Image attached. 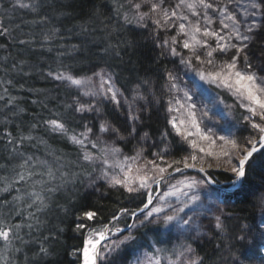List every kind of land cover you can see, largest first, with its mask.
I'll use <instances>...</instances> for the list:
<instances>
[{"label": "trees", "instance_id": "obj_1", "mask_svg": "<svg viewBox=\"0 0 264 264\" xmlns=\"http://www.w3.org/2000/svg\"><path fill=\"white\" fill-rule=\"evenodd\" d=\"M34 2L37 4L36 11L14 8L13 0H0V23L11 32L8 36L0 37V97H3L0 99V188L7 187V191H0V216L10 218L14 224L24 225L20 235L26 245L23 246L25 243L20 241L13 242V252L16 254L9 253V259L12 260H9V264H81V251L87 233L102 229L105 225L112 229H127V225L133 223L131 212L142 208V201L146 198L137 194H133V198L123 189L104 185L92 193L83 194L75 189L72 193L66 191L48 200L47 208L36 212L39 218L37 222L27 218L28 213L35 208H29L28 198L23 192H17V189L22 190L25 182L12 183L17 172L24 171L26 177L30 174L19 165L27 157L33 158L26 166L31 168L33 160L37 158L76 161L78 156H82L69 137L74 131L79 133L84 121L89 118L96 126L95 131L99 126L96 125L94 115L83 114L85 119L82 121L79 119L80 114L72 113L66 106L83 98L95 100L100 110L96 113L100 122L108 121L112 127L119 129V136L114 142L115 147L121 150L120 159L134 156L137 151H142L146 160L157 159L153 156L157 146L163 148L168 145V152L164 154L165 161L173 163L180 160L183 163L184 157L191 152L167 124L169 95L165 84L168 71H173L183 90L184 86L180 82L187 69L180 64L179 57L161 55L151 21L148 22L149 27L145 28L124 22L125 11L120 8L124 0ZM175 2L170 0L172 4ZM176 31L173 29L167 35L175 36ZM165 38L166 34L160 33L159 39ZM20 40L29 43L22 45ZM250 47L255 63L261 57L260 49L264 48V30H258ZM179 50L186 52L182 47ZM93 69H104L112 75L115 87L122 93L118 96L120 107L111 99H104L103 94L94 98L84 96L80 91L63 86L48 76L49 71L53 74L63 71L78 78L90 77ZM190 74H193L197 83H201L194 72ZM138 85L140 87L137 90ZM88 87L98 88V79ZM217 91L212 88L201 97V103L211 108V98L215 97ZM196 94L199 95L198 92ZM134 96L137 98L134 99ZM139 96H143V99ZM224 99L228 105H232L229 117L210 114V118L220 121V125L226 129L231 125L230 131L234 133L231 138L241 141L243 149L250 133L254 139H258V134L245 125L242 116L247 113L234 103L233 98L225 95ZM9 100L12 103H8ZM129 105L142 117L136 122L134 136L130 134L132 125L127 122ZM218 108L222 114L226 111L224 105H218ZM47 119H62L68 129L67 135L50 131L44 123ZM220 125L216 128L218 133H221ZM165 130L169 133L167 139L162 136ZM145 133L148 134L147 138ZM225 133L228 134V131ZM6 134H11L17 142L21 135L33 137L23 141L20 147L23 156L13 153L11 146L5 147ZM251 145L249 143L247 147ZM254 157L255 166L249 170L245 190L238 188L230 193L220 192V189L229 188L235 180L233 173L227 171H207L206 175L215 187L194 172L175 174V179H197L201 184V201L211 209L197 216L196 225L190 231H180L185 244L191 246L193 256L201 258L203 264H233V260L237 264H264V246L261 244V234L264 233L261 224L264 192L255 197L246 195L249 186L264 187V148ZM18 195L23 196V200L15 201L14 197ZM5 200L9 202L7 206L4 205ZM121 209H127L128 212L113 221L112 217L120 216ZM86 211H97L98 216L94 221H87L83 219ZM216 215H220L224 224L223 232L215 228ZM29 223H33V229L27 227ZM78 223L89 227L78 230ZM162 228L163 225H148L133 229L136 239L128 241L108 261L126 264L136 252L146 250L148 244L159 246ZM122 235L128 236L129 232L124 231ZM41 245L48 249L49 254L37 257L36 252ZM16 248L21 251L17 252ZM99 264L107 262L100 261Z\"/></svg>", "mask_w": 264, "mask_h": 264}, {"label": "snow or ice", "instance_id": "obj_2", "mask_svg": "<svg viewBox=\"0 0 264 264\" xmlns=\"http://www.w3.org/2000/svg\"><path fill=\"white\" fill-rule=\"evenodd\" d=\"M12 6L31 11L37 10V4L34 0L28 3L24 0H13ZM120 8L125 11L124 22L126 24L135 23L137 26L145 28L149 27L148 22L151 21L157 37V47L161 49V55L179 57L180 64L188 71L194 72L201 82L194 81L193 89L182 90L177 83V74L168 71L165 84V90L169 95L166 109L169 114L167 124L193 152L184 157L183 169L174 167V164L181 163L180 160L169 164L165 163L164 154L168 152V145L163 148L157 146V151L153 153L157 159L144 160L142 151H137L134 156L120 159L121 150L106 142L115 140L119 136V129L112 127L108 121L101 120L98 133L95 131V124L89 123H83V129L79 133L73 132L69 139L79 148L82 155V159L78 156L76 166L86 169L88 166H94L99 160L103 165L100 170L102 178L107 181L109 187L117 190L123 189L133 198H135L133 194L142 195L146 198L145 201H142V208L131 212L133 223L127 225L129 235L119 240L118 243L114 241V247L106 249L107 254H105L104 248L98 247L100 241L107 239V234L115 235L117 232H122V229L117 228L113 232L111 228L105 225L103 230H94L92 234L86 237L82 249L83 264H99L100 261L115 264L113 261H108V255L119 249L121 245L136 239L132 229L162 224L168 231H171L170 226H175L187 232L196 225L197 216L210 212L211 209L201 201L200 195L195 191L198 185L197 180H181L177 184L171 183V180L176 178L175 173L183 174L184 169L195 167V162L198 159L196 152L204 153L205 156L217 157L212 149L220 148V154L228 156L231 161V153L226 148L228 144H231L233 148L237 149V155L240 157L239 162L234 163L231 169L235 175L233 186H239L241 190H245V185L248 184L249 170L255 166L253 154L259 150L257 144L260 148H264V123H261L264 122V48L260 49L261 57L253 63L254 57L250 47L258 30H264V0H176L174 4L170 3V0H124ZM173 29L177 30L176 35H167ZM160 33H165L167 38L160 40ZM10 34V29L0 23V37ZM45 39L47 40L48 37L46 36ZM213 41L214 43H212ZM19 43L23 45L29 42L20 40ZM180 47L186 52L182 53L179 50ZM13 68L15 69V65ZM92 72V76L83 78L63 71H57L55 74L49 71L48 76L63 86L80 91L84 96L94 98L103 94L104 99H111L120 107L118 96L122 93H119L115 87L112 75L104 69L99 71L93 69ZM97 79L99 87L89 88L88 86ZM145 83L148 82L145 81ZM204 85L209 87L205 88ZM139 87L138 85L137 90ZM212 88L219 91L216 92L215 97L211 98L213 103L209 108L201 103V97H204ZM181 92L182 96L179 98L178 95L174 94ZM197 92L199 95L196 94ZM225 95L232 97L234 103L247 113V115L242 116L243 122L258 134V139H254L250 133L249 139L244 142L243 149H241L237 139L231 138L234 135L230 131L231 125L226 129L220 125V121L210 118V114L223 115L218 105H224L228 109L232 108V105L226 103ZM133 98L136 99L137 97L134 96ZM139 98L143 99V96H139ZM8 103H12V100H9ZM66 107L72 113L81 114L79 119L82 121L85 119L84 113H99L100 111L95 104L79 99ZM174 112L179 113V116L171 115ZM141 119L142 117L129 105L127 122L132 125L130 134L133 136L136 133V122ZM44 123L50 131L67 135L68 129L62 119H47ZM218 125H220L221 132L228 131V134H218L216 131ZM32 127L34 128L36 125H32ZM106 133L112 135H105ZM144 136L147 138L148 134L145 133ZM162 136L167 139L169 137L168 131L165 130ZM6 138L7 145L5 147L11 146V151L21 156L23 153L20 152V147L23 141L33 139L31 135H21L17 142L14 141L11 134H6ZM120 138L123 139V137ZM163 142L162 139L161 143ZM249 143L252 144L251 148L247 147ZM92 149H96L101 155H93ZM32 159V157L24 158L23 163L19 165L21 169L29 171L30 175L34 173H32L31 168L26 166ZM189 159H191L192 164L188 163ZM38 163L43 164L44 162ZM170 169L171 171H169ZM93 170L95 169L93 168ZM200 171L203 172V169L201 168ZM48 176L52 179L55 178V174L50 168ZM27 179L24 171H20L16 173L12 183L26 182ZM37 183L45 184L48 182L41 180ZM163 184H168L170 190L163 192L160 196H154L153 193L160 190ZM262 184H264V178H262ZM44 190L41 189V191ZM46 190L54 192L57 188L48 187ZM0 191H7V187L0 188ZM19 191L20 189H17V192ZM261 192H264V187L252 188L249 186L246 195L255 197ZM28 195L31 198L28 207H34L35 210L29 212L27 218L38 222L39 218L36 216V212H42L47 208V198L42 196L41 192L35 191ZM172 196H176L174 202L168 199ZM180 196L185 198L181 200ZM23 198V196L18 195L14 197V200L20 201ZM154 201L158 203H154ZM8 203L7 200L4 201L5 206ZM127 212V209H121L120 216L114 215L112 220H119ZM182 213L183 215H181ZM16 214L20 215L19 212ZM97 216V211L83 213V219L87 221H94ZM78 219L81 218L78 217ZM136 221L139 223L137 224ZM23 227L22 224L12 223L8 217L0 216V241L5 247L13 245L14 241L25 243L23 236L20 235ZM27 227L33 229L34 225L29 223ZM76 227L78 230H82L89 225L78 223ZM215 228L217 231H224V224L220 215L215 216ZM93 236L98 237V239H94ZM240 238L243 239V237ZM261 244L264 246V233L261 234ZM16 251L19 252L20 248H16ZM192 251L191 246L188 245L179 252L176 260L180 261V264H203V260L199 257L191 255L185 257V253L190 254ZM156 252H161V249H156ZM48 254V249L43 245L36 252L37 257H44ZM136 264H141V261L137 259ZM146 264H162V262L153 253L146 255ZM169 264H175V261L170 260ZM233 264H237V262L233 260Z\"/></svg>", "mask_w": 264, "mask_h": 264}, {"label": "rangeland", "instance_id": "obj_3", "mask_svg": "<svg viewBox=\"0 0 264 264\" xmlns=\"http://www.w3.org/2000/svg\"><path fill=\"white\" fill-rule=\"evenodd\" d=\"M194 81L197 82L195 80L193 74H190V72L186 70L182 74L181 82H180L181 85L184 86L183 90L193 89V82ZM98 83H99V81H98ZM174 94L178 95V98H179V96H182V94H176V93H174ZM80 101L90 102V103L96 104L94 102L95 101L94 99L83 98ZM224 110H226V111L223 113V115H226V117H229L231 111H229L228 108H224ZM84 114L87 116L94 115V118H96V120H97L96 125L99 126L100 120L98 119L96 113H84ZM171 115L178 117L179 113L174 112ZM84 122L92 124V119H87ZM261 123H264V122H261ZM97 128L99 129V127H97ZM98 129L96 130L97 133H98ZM174 133H175V131H174ZM218 134L227 135V133H225V132H221ZM105 135H112V134L106 133ZM116 138H118V137H116ZM180 140H181V138H180ZM106 142L115 147L114 140H108ZM218 143H221V142L218 141ZM239 143H241V141H239ZM184 144H186V143H184ZM187 147H188V145H187ZM251 147H252V145L250 146V148ZM258 147H259V144H257V148ZM188 148L190 149V152L192 153L193 150L190 147H188ZM226 148H227V151L229 153H231V156H232L231 161L229 160L228 156L220 154V152H221L220 148L212 149V151L217 154L218 158L214 157V156H205L204 153L196 152L195 154L198 156V159L195 162V167H190L188 169H184L183 172L189 171V172H194L196 174L200 173L202 175H198V176L201 177L202 179H204L205 181H207L208 183L211 180H209L208 176L206 175L207 171H221L222 170V171H227L229 173H233L231 170L233 167V164L238 163L240 157L237 155V149L233 148V146L231 144H228L226 146ZM241 149H242V147H241ZM91 151H92L93 155H101L100 153L97 152L96 149H92ZM80 158L82 159V156ZM57 160L58 159H56V161H50V160H48V158L47 159L46 158H37V160L36 159L33 160L32 166H34V167H31V171L34 174H31V175L29 174L28 180H27L28 182H25V184H22V190L20 189V191H19V192H23L24 196H26L28 198L29 203H31V198L29 197L28 194L32 193L34 191L35 192H41V195L47 198V203H48V200H51V198L54 195L63 194L66 191L67 192L71 191V193H72L75 189H78L81 193L84 194V193L95 192L99 189L100 186H103V185L109 186L107 181L102 178L100 170L103 167V165L100 163L99 160L97 161V163L94 166H88L86 169L76 166L77 160L76 161H65V160H58L57 161ZM144 160H146V159L144 158ZM40 161H42L44 163L43 164L38 163ZM157 162L159 163V160H157ZM141 163H143V161H141ZM165 163L169 164V163H167V161H165ZM188 163L192 164L191 159H189ZM174 167H180L181 169H183V163L178 164V165H174ZM49 168L55 174L54 179L49 178V176H48ZM93 168L95 170H93ZM201 168L203 169V172L200 171ZM169 171H171V169ZM61 174H63V176H61ZM175 174H178V173H175ZM233 175H234V173H233ZM41 180L47 181L48 183H45V184L37 183L38 181H41ZM65 180L67 182H64ZM181 180L191 181V180H193V178L175 179V180L171 181V183L177 184L178 181H181ZM195 180H197V179H195ZM48 187H56L57 190L54 192H48L46 190ZM236 187L237 186L234 187L233 183H232L230 185V187L225 189V190L233 192V191L237 190ZM41 189H45V190L41 191ZM169 190L170 189L168 187V184H166L163 186V188L161 186V189L154 192L153 195L154 196H160L163 194V192L169 191ZM199 190H201V184L198 181V185H197L195 191L199 194L200 193ZM184 191H187V189H184ZM220 192H222V191H220ZM177 195H179V193H177ZM184 198L185 197L180 196L181 200H183ZM168 199L170 201L174 202L176 200V196L169 197ZM154 203H158V202L154 201ZM262 206H263L262 207V213H263L262 218L263 219H262L261 224H262V227L264 230V204ZM181 215H183V213ZM152 225H155V224H152ZM170 227H171V231H168V229H166L163 226L161 232L159 233V235L161 237V239H160L161 242H159V243H161L160 245H162V246L153 245L154 243L148 244L149 247L146 250H141V251L136 252L135 255L133 256V258L129 262H126V264H136L137 259H139L141 261V264H146V255H152L153 253H155L156 256H158L161 259L162 264H169L170 260L175 261V264H180V261L176 260V256L179 254V252L183 248L187 247V245L185 244V242L182 239V236L180 235V231H183V230L178 228V227H175V226H170ZM109 228H111V227H109ZM100 230H103V228L102 229H95V231H100ZM122 230H123L122 232H117L115 235L107 234L108 238L100 241V245H98V247H104L105 254H107L106 249L108 247H114V245H113L114 241L118 243L119 240H122L125 237H127V236H123L122 233L124 231H128V229H122ZM93 231L94 230L89 231L87 233L86 237H88L90 234H92ZM112 231L115 232L116 229H112ZM93 238L98 239V237H96V236H93ZM126 244L121 245L119 249H116L115 251H113L110 255H108V258H110L111 256H116V254L118 252H120V250ZM25 245H26V243L23 244V246H25ZM12 246L13 245L5 247L3 242L0 241V264H9V260L12 261L11 259H9V253H12L14 250ZM156 249H161V252H156ZM13 253L16 254V252H13ZM188 255L193 256L192 253H190V254L185 253V257H187ZM182 259H184V258H182ZM81 264H83L82 251H81Z\"/></svg>", "mask_w": 264, "mask_h": 264}, {"label": "water", "instance_id": "obj_4", "mask_svg": "<svg viewBox=\"0 0 264 264\" xmlns=\"http://www.w3.org/2000/svg\"><path fill=\"white\" fill-rule=\"evenodd\" d=\"M258 149H259V150H258L256 153H258L262 148H260V146H259ZM256 153H254L253 155H255ZM197 174H198V173H197ZM198 175H202V174L199 173ZM209 184H210L211 186H214V184H213L211 181L209 182ZM214 187H215V186H214ZM217 188H218V187H217ZM238 188H239V186L236 187V189H238ZM220 190H221L222 192H227V193L232 192V191H227V190H225V189H220Z\"/></svg>", "mask_w": 264, "mask_h": 264}]
</instances>
